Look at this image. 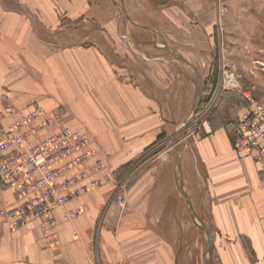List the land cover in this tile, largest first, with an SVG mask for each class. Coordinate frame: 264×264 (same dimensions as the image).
I'll use <instances>...</instances> for the list:
<instances>
[{"label":"crops","instance_id":"crops-1","mask_svg":"<svg viewBox=\"0 0 264 264\" xmlns=\"http://www.w3.org/2000/svg\"><path fill=\"white\" fill-rule=\"evenodd\" d=\"M122 1L129 23L115 18L114 26L110 12L118 9L101 8V0H29L26 10L0 8V108L61 107L64 123L86 134L96 150L85 168L102 167L94 176L99 188L53 213L60 219L65 210L85 207L72 221L61 220L54 248H44L37 223L14 228L0 218V264H178V233L167 218L169 196L174 189L181 194L176 153L188 196L185 176L193 163L184 145L156 159L147 148L191 116L199 84L184 76L188 66L172 53L184 56L183 33L189 45L211 46L197 39L213 29L205 23L214 0ZM197 142L193 168L205 180L221 263L247 264L254 255L264 264V173L233 151L229 126H214ZM131 176L137 179L126 185ZM120 186L124 207L112 201ZM17 204L12 191L0 192V211Z\"/></svg>","mask_w":264,"mask_h":264},{"label":"rangeland","instance_id":"rangeland-1","mask_svg":"<svg viewBox=\"0 0 264 264\" xmlns=\"http://www.w3.org/2000/svg\"><path fill=\"white\" fill-rule=\"evenodd\" d=\"M101 1L103 9L114 11L115 6L118 9V14L110 12V25L114 26L115 18H119L124 24L129 23L121 11L125 6H122L119 0H114V6L110 0ZM28 4L29 0H0V8L6 10H26L30 8ZM209 13L205 24L212 25L213 29L210 33L199 34L197 41L212 42L211 46L197 48L189 45L190 38L183 33L179 39L182 42L181 50L184 56L177 53L198 69L205 82L201 102L186 131L184 124L174 133L169 128L147 148L152 150L155 159L166 152H170L173 156L175 147L184 145L187 147L185 154L194 167L195 147L198 139L205 135V131H211L218 125L229 126L233 139V130L238 117L249 107L248 99L264 106V0H214ZM164 40L171 45L174 44L168 37ZM161 54L171 56L164 49ZM182 68L184 76L190 77L192 81L195 80L198 88L199 78L194 70L190 67ZM183 83L186 84L185 80ZM194 97L195 95L192 94V99ZM188 99V93L184 91L183 108H186ZM189 160L186 161L187 164ZM144 166L147 168L149 165L144 164ZM193 167L185 176L186 188L190 196L183 191L189 200L191 197L190 202L196 218H199L207 228L211 247L203 258L207 248L206 235L199 221L191 213L185 198L178 189V191L174 189L173 194L168 198L167 218L172 223V231L174 229L178 233L175 243L178 264H204V260L206 264H222L216 249V245L219 244L215 241L216 229L207 204L205 180L198 176ZM186 168L188 169L187 166ZM198 170L200 173V169ZM135 179L137 178L131 176L130 183L126 185H131ZM247 259L249 264L258 262V258L254 255Z\"/></svg>","mask_w":264,"mask_h":264},{"label":"built area","instance_id":"built-area-1","mask_svg":"<svg viewBox=\"0 0 264 264\" xmlns=\"http://www.w3.org/2000/svg\"><path fill=\"white\" fill-rule=\"evenodd\" d=\"M248 102L233 130L232 148L264 173V106L252 99ZM64 117L61 108L47 111L36 104L0 108V192L12 191L18 202L1 210L0 218L14 228L37 223L45 249L56 246L61 220L72 221L85 207L65 210L60 219L53 213L101 185L94 177L101 165L85 168L96 155L89 137L66 125ZM125 194V186H120L113 203L124 207Z\"/></svg>","mask_w":264,"mask_h":264},{"label":"water","instance_id":"water-1","mask_svg":"<svg viewBox=\"0 0 264 264\" xmlns=\"http://www.w3.org/2000/svg\"><path fill=\"white\" fill-rule=\"evenodd\" d=\"M119 2H120L121 5L123 6V1H122V0H119ZM121 10H122V12L124 13L125 17L129 20V18H128L127 14H126L125 9L122 7ZM172 55H173V57H174L176 60L182 62L183 64H185L186 66H188V67H190L192 70H194V72L197 74V76H198V78H199V91H198L197 102H196V105H195V107H194V109H193V111H192V114H191L190 118L184 123V127H185V128H184V129H185L184 131H186V129H187V127H188V125H189V123H190V121H191V118L196 114L197 109H198V107H199V104H200V102H201V97H202V95H203V93H204L205 82L202 80L200 72L198 71V69H197L193 64H191L189 61H187L186 59H184L183 57H181V56H179V55H177V54H175V53H172ZM176 161H177V168H178V170H179V175H180L179 187H180L181 194H182V196L186 199L187 204H188V206H189V208H190L191 213H192L193 216L196 218V215L194 214V211H193L192 205H191L190 201L188 200L186 194L183 192V182H182V179H181V166H180V163H179V152L176 153ZM196 219H197V220L199 221V223L201 224L202 229H203V231H204V233H205V235H206V238H207V248H206V250L204 251V254H203V258H204L205 255H206L207 252H208V249L211 247V238L209 237V232H208L207 228H206L205 226H203L202 221H201L199 218H196ZM204 264H206V263H205V260H204Z\"/></svg>","mask_w":264,"mask_h":264},{"label":"trees","instance_id":"trees-1","mask_svg":"<svg viewBox=\"0 0 264 264\" xmlns=\"http://www.w3.org/2000/svg\"><path fill=\"white\" fill-rule=\"evenodd\" d=\"M131 165V164H130ZM129 165H126V166H123V167H121L120 169H119V173L121 174V175H125L126 174V172H127V170L129 169Z\"/></svg>","mask_w":264,"mask_h":264},{"label":"bare ground","instance_id":"bare-ground-1","mask_svg":"<svg viewBox=\"0 0 264 264\" xmlns=\"http://www.w3.org/2000/svg\"><path fill=\"white\" fill-rule=\"evenodd\" d=\"M180 157V156H179Z\"/></svg>","mask_w":264,"mask_h":264}]
</instances>
